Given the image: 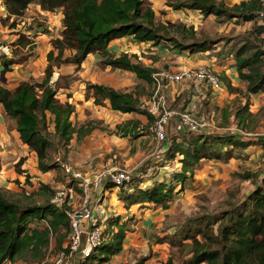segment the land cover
Masks as SVG:
<instances>
[{
  "label": "rangeland",
  "instance_id": "rangeland-1",
  "mask_svg": "<svg viewBox=\"0 0 264 264\" xmlns=\"http://www.w3.org/2000/svg\"><path fill=\"white\" fill-rule=\"evenodd\" d=\"M222 1L227 5H233L238 0ZM148 2L152 8L153 6L155 8L157 22H182L186 27H189L191 25L189 21H194L198 24L194 26L198 36L200 32L201 36H205V33L208 34L207 37L210 38V45L207 47L208 56L210 59L217 58L216 61H213L214 63H217L218 60L221 62L209 66L221 78L222 86L224 80L221 69H224V58L230 56L235 60L234 54L244 44L249 46L251 50L264 49V25L259 18L245 20L241 16H237L226 21H218L216 17L211 15L204 14L205 17H202L197 12H180L168 5V0L164 5L160 3L161 0ZM0 10H4L2 6ZM33 16H35L33 23L35 22L37 26L40 25L39 30L49 32L52 29L56 33H61L62 22L56 20V16L44 18L37 11ZM178 16L186 17L188 20L186 22L181 21ZM50 22L54 23L51 29L48 24ZM4 23L12 26L16 24V21H11L7 17ZM171 35L181 38L175 28L172 29ZM215 38L219 41L214 42ZM54 39H51V44ZM131 40L133 41L132 37ZM30 42L26 48H12L15 51V60L22 61L30 55L36 56L37 44L34 43L33 39ZM160 44L168 51L173 49L170 42L163 41ZM151 46L154 45L150 43L149 46L139 49L129 46V42H124L123 50L111 51L109 55L116 57L122 53H127L132 55L133 62L154 68L151 83L139 78L135 72L130 70L117 69L111 65L103 64L102 60L105 55L102 53L97 54L98 65L87 64L89 68H86V72L93 74L90 75L91 78L87 81L84 78L79 81L80 85L85 83L82 87L87 98L94 96L93 89L88 88L87 83L113 84L112 86H118L117 89L135 92L140 99V108L148 111L154 117L153 121L149 122L145 114L135 113L131 120L134 119L139 122V126L135 130L138 136L124 137L120 135L122 132L117 131L116 125L126 121L123 119V115L113 111H110L108 115V106L96 104L92 107V110H97L95 112L97 116L94 119L86 117L82 122L83 120L78 121L77 115L72 117V120L76 121V126L90 120L95 122L97 127L90 137L91 139L88 143L83 139L77 141L76 135H74L75 138L66 144L55 132L54 117L47 114L45 123L40 127L51 143L49 162L54 163L56 167L45 172L39 170L37 158H33L32 155L35 152L28 147L27 156L21 155L16 163L11 165L12 171L10 173L5 172L7 174L1 178V184L5 187H0H2L4 195L20 203L41 204L49 201L61 206L65 202L71 208L70 212L80 209L84 204H89L92 210L97 211L100 215L98 218L94 217L96 223L104 215L123 212L120 216H127V228L129 229L125 234L122 249L117 254L112 255L110 260L104 264H161L169 257L173 259L175 264H186L193 254V241L192 237H188L189 232H192L193 229L199 239H203L202 234L197 233L199 229L216 236L218 225L221 220H224V212L239 208V205L248 199L254 188L261 184L264 174V92L246 94V82L244 81L245 85L244 83L241 86L232 85L234 88H238L239 92H235L236 95L230 99L225 107L224 105L221 107L210 100L207 104H203L204 101L196 100L193 107L186 108L183 104L185 97L183 98L181 95L193 94V90L202 84L208 86L205 82H171L168 75L178 71L173 69V62L176 61L179 65H183L182 63L186 61V58L173 55V53L165 55L150 53ZM71 54L72 51L66 49L63 57H68ZM63 63L68 64L70 62L58 64L51 78V83L56 88V97L60 102L65 101L67 97L70 98L73 92L80 90L79 84L77 88L72 87L75 81L80 79L78 74L59 75L58 68ZM43 75L44 71L39 78L31 77L30 80L39 81ZM154 76L160 82L161 91L165 96L167 94L165 107L167 111L171 112L166 122L167 144L170 145L174 139L171 130L172 122H179L180 126L185 129L184 131H188L178 116V112L184 110H190L197 120L206 122L203 129L205 132L232 134L237 132L238 137L252 138L254 143L245 147H231V154L221 160H201L195 166L193 176L185 182L184 189L179 190L180 186L177 185L173 196L164 206L138 204L126 207L124 206L125 203H121L123 200L120 199V188L113 195L103 190L94 205L90 204V194L87 191L90 190V184L95 183L86 180L90 174L99 173L98 175H100L102 172L111 170H126L132 176V180L123 189L125 191L142 181L168 179L173 171L179 170L180 164L177 161L169 163L165 159L164 154H162L163 142L156 138L153 131L154 123L163 111L157 103L159 97L155 95L157 84ZM208 89L216 96L221 95L219 93L221 89L212 90L210 87ZM179 92L181 94L177 95ZM247 103L253 115L245 118V124L238 125L235 116L236 110L241 109ZM180 136L178 137L180 138ZM91 140H93V144ZM84 144L87 146L85 147ZM84 152L90 155L86 161H84ZM76 157H78V161L73 160ZM4 179L12 182V184H6ZM42 185L48 186L49 189H43ZM85 192L88 194L86 197ZM119 206L120 211H118ZM43 222H36V224L42 226L44 225ZM94 226L86 227V231L90 232ZM100 228L102 230L105 226L101 225ZM85 234L82 235L81 247L89 241L87 233ZM69 235L70 233L65 230L54 233L50 237L49 246L43 256H37L26 251L13 261H8L7 264H68L74 257V255L69 254Z\"/></svg>",
  "mask_w": 264,
  "mask_h": 264
},
{
  "label": "trees",
  "instance_id": "trees-1",
  "mask_svg": "<svg viewBox=\"0 0 264 264\" xmlns=\"http://www.w3.org/2000/svg\"><path fill=\"white\" fill-rule=\"evenodd\" d=\"M34 1H38L45 10H62L60 37L53 40V48L47 53L48 63L43 78L39 81L22 80L13 89L0 83V103L5 113L15 120L21 140L36 153L38 168L42 172L56 167L49 162L51 143L40 127L48 113L54 117L56 134L66 144L74 135L80 141L97 127L93 120L74 125L71 115L75 106L68 98L60 102L56 97L51 78L58 64L72 62L79 67L89 53L100 51L105 55L103 64L130 70L151 83L154 68L133 62L132 55L127 53L109 56L107 47L113 39L131 36L134 42L150 41L152 45L167 41L172 48L190 53L205 51L210 45L208 34L201 36L200 32L198 36L193 25L186 27L182 22H157L155 11L147 0H4V4L10 14L19 16ZM168 5L174 9L191 8L205 15L213 14L218 21L237 16L253 20L258 12L264 10V0H242L233 5H227L222 0H168ZM173 28L181 38L171 35ZM25 38L22 33L18 43L25 44ZM217 41L215 38L214 42ZM66 49H70L72 54L64 58ZM234 57L238 77L246 82V94L264 92V49L251 50L244 44L237 49ZM0 61L6 71L16 63L14 58L4 53L0 54ZM87 87L93 89L96 104L103 105L107 99L113 110L143 113L149 122L153 121V115L140 108V99L135 92L101 83H87ZM227 87L230 92H239L230 83H227ZM252 115L248 103L237 109L235 116L238 125L245 124V118ZM138 126V120L130 119L117 124L116 129L124 137H136ZM253 141L249 137H238V133L184 131L165 150V159L169 163L177 161L180 164L179 170L173 171L170 178L154 179L145 186L132 185L131 189L125 191L123 189L128 183L107 184V187L120 188V199L126 207L138 204L164 206L173 196L177 185L180 186L179 190L184 189L185 182L193 176L195 166L201 160L227 158L233 146L245 147L253 144ZM42 188L49 189L46 185H42ZM70 209L65 202L61 206L49 201L41 204L20 203L6 197L0 187V264L13 261L26 251L43 256L52 234L61 230L70 233ZM41 221H44V225L36 224ZM97 225L102 224L97 222ZM128 229L127 221H122V216L110 217L102 230L100 243L88 255L81 257L80 264L107 262L111 255L122 249ZM198 232L204 240L197 238L193 229L188 234V237H192L193 254L186 264H264V174L261 184L254 188L239 208L224 212V220L220 221L216 236L202 229ZM161 264L175 263L169 257Z\"/></svg>",
  "mask_w": 264,
  "mask_h": 264
},
{
  "label": "crops",
  "instance_id": "crops-1",
  "mask_svg": "<svg viewBox=\"0 0 264 264\" xmlns=\"http://www.w3.org/2000/svg\"><path fill=\"white\" fill-rule=\"evenodd\" d=\"M148 1H152V0H148ZM240 1H242V0L235 1L234 3H239ZM165 2H166V0H161L160 3L162 5H164ZM1 6L4 10L3 11L0 10V54L4 53L9 58H14L15 53L13 54V49H12L13 47L14 48H17V47H20V48L25 47L26 48L28 45H30L31 39H33L34 43L37 44L36 49H35L36 56L30 55L25 60H22V61L16 60V63H13L11 65V70H8V71L5 70L3 77L6 79V82L3 83L0 80V83L5 84L10 89H13L18 85V83L20 81L30 80L31 77L39 78L43 74L44 68L46 67V65L48 63L47 53L53 48L52 44H51V39L60 36V33H56V31H53L51 29L54 26L53 22L48 23L51 31L46 32V31H43L42 29L39 30L38 27L40 25L37 26L35 22L33 23V21L35 20V16H33L34 13L37 11V13L43 15L44 18L45 17L52 18V16H56V20H58L59 22H62L63 13H62L61 9H57L56 11H49V10L42 9L40 4L37 1H34L32 4H30L29 7L24 11V13L22 15H19V16L10 14L8 12L3 0H0V7ZM153 8H154V6H153ZM154 11H155V8H154ZM178 11H180V12L189 11V13L197 12L202 17H205L201 11L194 10L191 8H181V9H178ZM210 15L215 17V15H213V14H210ZM7 17H9V19L11 21H16V24H14L12 26L6 25L4 23V21ZM178 18L181 21H185V22L188 20L186 17H182V16H178ZM191 20H193V19H191ZM189 22L193 26L198 25L194 21H192V22L189 21ZM57 28L59 29V26ZM22 33L26 36V38H25L26 43L21 45L18 43V40H19V37ZM124 42H129V46H134V47H137L139 49H142L144 46H149L151 43L150 41H148V42H134L131 40V36H123L120 38L113 39L109 43L107 50L109 52L121 51V50H123V43ZM151 48H152V50L150 53H153V54L165 55V54L173 53V55H178L182 58H186V61L182 63L183 65H179L176 61L173 62V67H174L173 69H176V70H181V68L187 69V68L200 67V66H204V65H211V66L213 65L214 66L217 63H221L220 60H218L217 63H214L213 61H216L217 58L213 57L212 59H210L209 58L210 56H208L209 55L208 50L190 53L187 51L180 52L179 50L173 48V49L168 51L167 48H164V46L161 44L151 46ZM98 53H100V51H94V52L89 53L87 55V57L82 61V63L80 64L79 67H77L76 63H72V62H70L68 64L63 63L58 68L59 75L60 74H71V75L78 74V78H80V79L75 81V83L72 85L73 88H77L79 81L81 79L84 78V80L87 81V80H89V78H91L90 75H93V74H91V72L87 73L86 68H89L88 67L89 65H87L89 63H91L92 65L94 63L95 66L98 65V62L96 60ZM225 56H227V55H225ZM216 68H218V67H216ZM3 71H4V68H3L2 63L0 61V77L2 76ZM221 71H223L221 73H222L223 80H224V82H223L224 84L221 88V91L219 92L221 95L216 96L215 94H213L208 89V87L205 86V84H202L201 86L196 87V90L195 89L193 90V94H191V95L186 94L187 96L185 94L181 95V97H183V98L185 97L184 98L185 101L183 104L185 105L186 108L187 107H193V105H195L196 100L204 101L203 104H207L209 100L214 101V103H216L217 105H220L221 107L223 105H224V107L228 105V103L230 102V99H232V97L235 96L236 93L230 92L228 90L227 83L225 84V82H228L234 86L235 85L241 86V85H243V83L245 85V82L243 80L239 79L237 68L235 66V60L230 58V56H227L226 58H224V69H221ZM84 84L85 83H82V85L79 84L80 90L73 92V94L70 96V98L67 97L68 100L75 106V111L71 116V120L73 119L72 117H74L75 115H77L78 121L83 120L82 122H84L86 117H90L91 119H94V117L97 116V115H95L96 114L95 112H97V110H92L93 105H96V103L94 102V96H92L91 98L90 97L87 98L85 96L84 88L82 87V86H84ZM112 85L113 84H110L109 86H112ZM112 87H115L117 89L118 86H112ZM180 94H181V92H179L177 95H180ZM223 95H224V97H223ZM104 104H105L104 106L109 107L108 108L109 110H107V113L109 111L108 115L110 114V111H113L115 113H120L121 115H123L122 117L126 121L132 119L136 113V112L123 113L120 111L113 110L110 108L109 100H107V99L104 100ZM99 106H101V105H99ZM87 111H88V113H87ZM98 112H99V109H98ZM48 114H50V113H48ZM51 116H53V115H51ZM72 122L75 125L76 121L72 120ZM54 129H55V127H54ZM171 130L174 134V139L175 138L178 139L179 138L178 136L181 135L185 129L180 126L179 122L175 121V122H172ZM94 131H95V129H93V131L91 133H89L88 135L84 136L83 140H85V142L88 143V141L91 139L90 137L92 136ZM74 138L75 137H73L72 139H74ZM93 140H91L92 144H93ZM84 146H85V144H84ZM86 146H87V144H86ZM168 147H169V144H167V141H163V143H162L163 153L162 154H164V156H165V150ZM28 149L29 148H28L27 144H25L20 138L19 132L16 129L15 120L5 113L4 107L0 103V186L5 187L1 184L2 176L4 177V174L10 173L12 171L11 165L15 164L16 161L18 160V158L21 157V155L27 156V152L29 151ZM83 154H84V158H85L84 161H86L90 157V155H88L86 152H84ZM32 155H33V158L34 157L37 158L35 153L34 154L32 153ZM73 160L78 161V157H76V159H73ZM5 172H7V173H5ZM91 173H93V172H91ZM98 174L93 173V174H90L88 177H86V180L91 181V182H95V183L90 184L91 186L89 185L90 190L87 191L90 194L89 195L90 204L92 203L93 205H94L95 201L97 200L98 196L103 193L102 192L103 190L108 192V194L113 195V194H116V191L119 189L117 187L109 188V187H107V184H108L107 182L98 181L97 180V177L99 176ZM4 181L8 185L12 184V182L7 181L6 179H4ZM151 181H149V182L148 181H142L140 183V185L145 186L148 183H150ZM87 192L84 193L85 197L88 195ZM85 199L87 200V198H85ZM121 203L124 204L123 201H121ZM124 206H125V204H124ZM101 210L103 211V209H101ZM118 211H120V206L118 207ZM122 213L123 212L110 214V215H108V214L104 215L100 218V220H98V222L100 224H102L103 226H105V223L107 222V220L110 217L117 216V215H120ZM93 215L95 218L100 217V215L98 214L97 211L96 212L93 211ZM122 221H128L127 216L123 215ZM83 226L87 227V224L84 223ZM115 254H117V253H115ZM81 257H82L81 253L75 254L74 257L68 262V264H80ZM7 263H8V261H7Z\"/></svg>",
  "mask_w": 264,
  "mask_h": 264
},
{
  "label": "built area",
  "instance_id": "built-area-1",
  "mask_svg": "<svg viewBox=\"0 0 264 264\" xmlns=\"http://www.w3.org/2000/svg\"><path fill=\"white\" fill-rule=\"evenodd\" d=\"M257 18H259L261 23L264 25V10L258 12ZM168 76L173 83L182 81L205 82L212 90H219L222 88L221 78L209 65L200 66L194 69H181ZM154 79L157 84L155 95H158L159 97V101L157 103L162 107L163 111L159 119L155 121L153 131L156 138L163 142L168 140L166 122L169 119L171 112L167 111L165 107L167 94L165 96V94L161 91V85L157 77L154 76ZM178 116L180 122L188 129V131L198 133L205 132L203 129L205 128L206 122L204 123L203 121L197 120L190 110L178 112ZM97 180L105 181L108 184L114 183L119 185L130 182L132 180V176L126 170L119 169L102 172L97 177ZM69 216L71 225L68 246L69 254L75 255L77 253H81L82 256L88 255L90 251L100 243L103 229L101 230V225H97L95 222L93 210L89 204H84L80 209L70 212ZM84 223L87 224V227L91 225L95 226L90 230V232H87L86 227L83 226ZM85 233H87L89 241L85 246L81 247L82 235Z\"/></svg>",
  "mask_w": 264,
  "mask_h": 264
},
{
  "label": "water",
  "instance_id": "water-1",
  "mask_svg": "<svg viewBox=\"0 0 264 264\" xmlns=\"http://www.w3.org/2000/svg\"><path fill=\"white\" fill-rule=\"evenodd\" d=\"M4 73H5V70L2 72V76L0 77V80H1L3 83L6 82V79L3 77Z\"/></svg>",
  "mask_w": 264,
  "mask_h": 264
}]
</instances>
